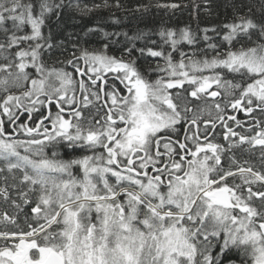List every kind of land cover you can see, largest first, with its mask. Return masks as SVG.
<instances>
[{"label": "snow or ice", "instance_id": "6c2138e0", "mask_svg": "<svg viewBox=\"0 0 264 264\" xmlns=\"http://www.w3.org/2000/svg\"><path fill=\"white\" fill-rule=\"evenodd\" d=\"M225 7L65 42V9L125 5L0 0V264H264V0ZM188 8L219 16L135 11Z\"/></svg>", "mask_w": 264, "mask_h": 264}, {"label": "trees", "instance_id": "16d2710c", "mask_svg": "<svg viewBox=\"0 0 264 264\" xmlns=\"http://www.w3.org/2000/svg\"><path fill=\"white\" fill-rule=\"evenodd\" d=\"M100 2L101 0H82V3L88 4ZM121 2L125 5L123 10L100 9L87 16H82L80 13L65 9L60 19L57 21L54 18L49 25L53 33L54 41L64 40L67 42L66 38L69 34L82 35L87 28L93 27L98 21L103 22L107 31H127L129 35H132L137 31H155L162 23L176 28H183L186 25H190L195 32L198 30V23L199 28H203L219 23L231 15L230 10L225 7L228 0H214L215 11L219 13V16L208 17L201 13L199 21L193 17L191 8L181 9L174 15L165 14L156 9H152L149 14H141L135 11L137 4L147 3L148 0H121ZM183 2L189 3L190 0H183ZM109 3H112V0H109ZM113 13L121 18V24L116 25L112 22L110 17ZM73 38H75V35H73ZM151 38L156 39L155 36ZM100 39H102V37L93 36L90 38V42L98 46V41ZM138 46H143V42H138Z\"/></svg>", "mask_w": 264, "mask_h": 264}, {"label": "flooded vegetation", "instance_id": "af4514ba", "mask_svg": "<svg viewBox=\"0 0 264 264\" xmlns=\"http://www.w3.org/2000/svg\"><path fill=\"white\" fill-rule=\"evenodd\" d=\"M241 117H242V115H241Z\"/></svg>", "mask_w": 264, "mask_h": 264}]
</instances>
